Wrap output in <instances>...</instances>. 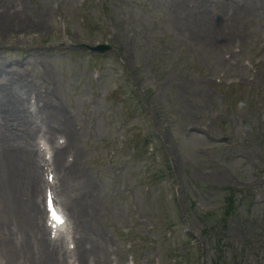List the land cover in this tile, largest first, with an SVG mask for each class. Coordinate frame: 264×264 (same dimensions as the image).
I'll return each instance as SVG.
<instances>
[{
    "label": "rangeland",
    "instance_id": "374dc122",
    "mask_svg": "<svg viewBox=\"0 0 264 264\" xmlns=\"http://www.w3.org/2000/svg\"><path fill=\"white\" fill-rule=\"evenodd\" d=\"M24 1L28 18H32V13L35 18L36 13L48 11L45 22L51 28L44 34L19 32L16 45H11L10 39L0 40V59L18 66L17 63L27 58L29 49L23 47L28 45H36L44 57V66L49 73L36 78V87H46L55 79L64 111L72 115L74 128L75 124L81 127L78 131L75 129L74 153L99 187L97 228L108 233L131 221L132 215L127 217L124 213V207L128 205L126 198L119 192L120 179L125 178L134 192L131 200L141 214L138 228L143 229V224H149L151 228L149 236L141 233L154 243L145 250V264H161L168 248L172 252L168 251L167 262L185 264L193 241L201 247L205 264L213 263L215 249L224 252L222 264H264V61L252 81L244 66L245 59L254 50L249 47L260 48L263 43L264 0L221 1L220 5L228 7L223 25L215 20L221 16L219 4H215L216 0H207L211 7L209 26L221 25L220 33L239 34L234 38L239 42L234 54L227 53L228 47L218 50L217 42L214 45L211 41L206 43L203 34L207 31L199 30L201 24L197 23L200 21L194 15L188 17L182 13L181 10L193 4L192 0H107L103 25L97 7L89 5L84 12L90 19L91 38L98 37L96 32L101 25L106 28L107 23L118 48V58L109 55L103 60L87 56L78 47L85 38L84 29L77 23L80 15L76 5L78 0ZM56 8L62 13L75 14L69 26L70 38L74 41L71 46L64 47L56 37L57 29L53 24L60 11L55 12ZM34 34L37 43L32 44ZM45 40L51 41L45 46L50 50L39 47V42ZM89 41L93 42L92 39ZM259 52L254 56L263 55L264 48ZM91 62L104 66L103 78L98 84L91 78ZM121 63L126 65L131 80L138 87L136 101L144 110V117L131 124L134 129L143 131L141 127L148 121L153 125L147 128L157 131L158 127L163 134L167 155L162 153L160 157L170 166L168 177H173L179 188L178 200H175L181 208L180 223L186 224L189 230L185 235L173 231L163 235L154 229L155 225L167 220V215L162 213V186L154 182L151 193L143 194L138 164L124 165L126 152L115 156L122 161L121 166H125L121 176L113 173L111 179L105 171L108 166L104 160L110 159L105 149L108 140L120 149L123 139L119 135L127 128L122 125L119 112L106 99L113 83L105 78L111 73L113 76L118 74L112 68L118 69ZM229 78L241 82L246 79L249 84L246 87L238 85L236 98L223 103L222 92L227 88L223 84L216 86L215 82ZM102 89L107 91L101 93ZM215 111L222 112V117L210 122L207 132L185 136L187 124L211 119ZM219 137L225 138L223 146L212 150ZM22 180L12 184L22 186ZM249 185L251 188L246 189ZM229 186L235 188L237 201H242V205L236 215L223 221L218 211L223 191ZM207 224L209 229L204 228ZM156 227L160 229V226ZM214 235L220 240L221 247L214 244ZM115 244L119 246L121 240Z\"/></svg>",
    "mask_w": 264,
    "mask_h": 264
},
{
    "label": "bare ground",
    "instance_id": "6f19581e",
    "mask_svg": "<svg viewBox=\"0 0 264 264\" xmlns=\"http://www.w3.org/2000/svg\"><path fill=\"white\" fill-rule=\"evenodd\" d=\"M202 2V0H197ZM5 9V11H3ZM39 22H30L22 17V5L17 0H2L0 2V38H7L14 35L18 31L33 29L36 31H42L47 28V25L43 21L45 16V10L38 13ZM208 39L206 43L211 41V45L215 42V37H219V33L216 32L217 27L207 26ZM226 44H230V40L226 41ZM3 64H0V68ZM7 75L5 77V80ZM1 82V81H0ZM8 91V90H7ZM23 99L15 93H4L0 85V178L3 176L4 181L7 182V187H4L0 191V207L1 213L4 209H8L13 213L20 207L17 204L16 186H11L12 181H16V175L19 170H15L17 167H24L27 171V178L29 179V185L26 189V196L30 197L31 214L35 219L39 212L34 205L33 198L35 196L34 191H30V187L33 188V181L38 179V173L34 166L33 156L31 151L23 146L24 141L21 139L19 131L25 133L30 128L29 125H35L30 123L29 115L25 112L24 106L21 103ZM45 114L47 119L61 127V131L66 135L68 149L73 144L74 136L70 127V122L64 117L61 109L56 105L52 99L47 101L45 107ZM29 124V125H28ZM18 133H14V130ZM52 130V129H51ZM13 131V132H12ZM60 151L57 152V155ZM83 176V184L87 186L89 184L88 179L84 172H79ZM73 170L68 174L72 176ZM77 180V176H75ZM32 192V193H31ZM31 193V194H29ZM6 196V199L4 198ZM81 201L78 202V206H81ZM96 203V202H95ZM85 205H91L90 201H84ZM4 208V209H3ZM76 210V208H75ZM16 239V236H15ZM2 248H6L9 251V255L15 260L21 261V264H59L55 254L50 256L43 255L45 249H40L37 253L26 251L17 245H15L13 237L8 233V226L6 224L0 225V252ZM100 252V251H99ZM94 255V254H93ZM96 257V256H95Z\"/></svg>",
    "mask_w": 264,
    "mask_h": 264
}]
</instances>
